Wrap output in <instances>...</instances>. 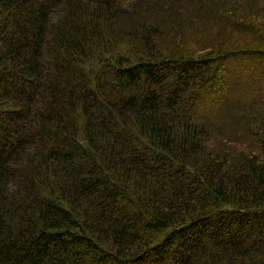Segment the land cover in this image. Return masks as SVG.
<instances>
[{
	"label": "trees",
	"instance_id": "16d2710c",
	"mask_svg": "<svg viewBox=\"0 0 264 264\" xmlns=\"http://www.w3.org/2000/svg\"><path fill=\"white\" fill-rule=\"evenodd\" d=\"M0 264H264V0H0Z\"/></svg>",
	"mask_w": 264,
	"mask_h": 264
}]
</instances>
